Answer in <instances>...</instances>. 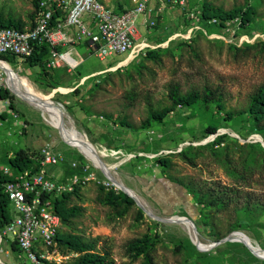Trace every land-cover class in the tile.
<instances>
[{
	"label": "rangeland",
	"instance_id": "374dc122",
	"mask_svg": "<svg viewBox=\"0 0 264 264\" xmlns=\"http://www.w3.org/2000/svg\"><path fill=\"white\" fill-rule=\"evenodd\" d=\"M100 1L116 11L132 8V0ZM168 1L154 0L155 9L149 19L156 25L141 30L144 39L154 47L152 50H157L155 58H137L129 65L122 61L119 67L126 55L102 61L82 43L77 49L83 62L73 73L59 77L63 85L54 90L37 83L40 67L29 68L26 60L13 56L9 65L26 79L25 82L19 79L25 87L36 88L63 106L73 120L71 124L74 122L85 136L90 152L96 156L87 141L94 145L99 160L114 167L115 177L139 195L146 210L162 219H193L199 242L205 247L198 246L206 250L216 243L214 234L224 239L234 233L230 230L238 221L236 213L221 212L212 230L202 223L204 208L195 204L193 197L176 181H215L264 193L261 161L264 131L260 133L256 124L243 114L252 96L264 88V0H184L195 13H200L205 3L224 11L252 6L256 16L247 29H241L239 21L225 28L208 21L193 23L182 7L164 6ZM33 2L0 0V17L30 25L36 12ZM99 70L98 76L79 80V73ZM0 73L5 80L0 85L10 91V83L12 88L15 113L29 126L22 135L15 130L14 119L7 113L9 104L0 100V111L9 115V121L0 130V165L7 167L9 154L21 148L35 153L40 161L43 150L49 147L59 159L58 165L48 166L55 180L70 178L76 169L83 174V167L88 166L95 180L82 185L78 195L68 202L69 207L80 209L72 219V226L85 239L99 238L98 250L108 251L115 264H142L144 258L134 256L129 249L132 243L146 236L151 240L150 253L156 264H264L247 244L240 242H251L259 256L264 257L259 249L264 250L263 220L251 223L249 231H236L238 241L202 252L183 224L158 221L136 203L108 205L105 202L108 191L119 196L128 194L115 187L108 175L83 155L74 139L49 122L31 96L10 81L3 70ZM174 87L181 94L198 92L204 96L209 90L215 91L224 109L218 111L215 105L204 103L192 107L178 105L162 122L153 120L152 111L172 105L169 94ZM227 114L232 115V120H227ZM121 121L128 126H122ZM209 125L218 127L217 134H207ZM218 137H223V143L211 147ZM162 157L169 160L166 168L158 163ZM228 159L238 168L250 170L252 177L248 183L235 181L229 175ZM61 231L71 230L62 226ZM13 241L11 235L4 238L0 259L5 264H31L24 253L6 255ZM215 258H220V262Z\"/></svg>",
	"mask_w": 264,
	"mask_h": 264
},
{
	"label": "built area",
	"instance_id": "2783aa9c",
	"mask_svg": "<svg viewBox=\"0 0 264 264\" xmlns=\"http://www.w3.org/2000/svg\"><path fill=\"white\" fill-rule=\"evenodd\" d=\"M153 2L132 0V8L117 12L100 0H40L33 28L20 30L0 26V56L27 60L33 56L36 47L46 45L50 48L47 68L53 70L67 64L71 70H75L83 62L82 57L70 61L68 51L59 48L70 45L74 48L84 43L102 61L126 55L119 62V67L122 61L129 65L137 58L145 57L148 50L154 49L147 41L140 40L142 20L146 27L156 25L155 21L149 19L155 9ZM166 5L180 6L193 23L201 22V12L190 11L184 0H169L167 4L164 3ZM237 21H230L226 25ZM208 22L216 24L218 20ZM0 81H5L1 73ZM5 102L9 104V101ZM10 113L14 119H19L14 110H10ZM22 128H26V125ZM58 164L57 155L48 147L43 150L39 171L18 172L14 180L4 186L10 200L12 221L0 231V249L4 238L11 235L31 264H63L77 256L64 254L57 241L62 220L55 208V198L72 193L86 182L95 180V174L88 172L89 167L86 166L82 169L83 174L74 173L67 180H55L47 175L45 169ZM73 168L76 169V163ZM4 172L12 173L8 167Z\"/></svg>",
	"mask_w": 264,
	"mask_h": 264
},
{
	"label": "trees",
	"instance_id": "16d2710c",
	"mask_svg": "<svg viewBox=\"0 0 264 264\" xmlns=\"http://www.w3.org/2000/svg\"><path fill=\"white\" fill-rule=\"evenodd\" d=\"M40 0H34V7L36 9L35 17H33L30 25H27L22 20H16L14 18L3 19L0 17V26L10 27L23 30L27 27L33 28L35 26V20L37 16L38 6ZM125 11V9L117 10V12ZM256 11L252 6L247 9L236 8L232 11H224L222 8H215L211 4H203L201 9V22L211 21L213 19L218 20V26L225 28L226 24L230 21L237 20L241 29H247L255 20ZM36 51L32 57L28 58L25 62L29 68L40 67L41 73L37 83L41 86L50 88L52 90L62 87L59 81V76L56 69L47 68V61L50 54V48L46 45L36 47ZM157 50H148L145 58L152 59L157 57ZM0 59L6 62H10V56H0ZM93 78V77H92ZM82 80V79H80ZM77 90V89H76ZM75 90V91H76ZM170 99L173 101L171 106H166L160 111H152L151 118L158 122H162L170 113L174 112L178 105L185 107H192L199 103L213 104L218 111L224 109L222 101L217 99L215 91H207L202 96L201 93L193 92L188 94H181L177 87L172 88ZM0 99L3 101H9V109L17 112L15 107V98L10 95V91L7 88L0 89ZM246 114L252 122L256 125L257 130L262 133L264 131V88L256 92L251 100L248 108L243 112ZM8 115H2L3 120H7ZM227 120H232V115L227 114ZM122 126H128L126 122L121 121ZM218 132V127L209 125L207 128L208 135H215ZM223 143V137H218L210 145L211 147L219 146ZM262 148L261 145H258ZM181 156L185 160L190 161L185 157V153ZM42 159V157H41ZM41 161V160H40ZM40 161L35 153L29 152L25 148L18 149L13 156L8 160V168L11 169V174H5L4 169L0 165V231H3L9 223L12 221L10 200L5 192V184L14 180L16 174L25 170L39 171L41 169ZM264 162V158H261ZM158 163L164 168L169 166V160L165 157L159 158ZM227 169L229 175L234 178L235 181L241 180L247 182L252 177V174L245 170L238 168L233 162L228 159ZM188 193L193 197L194 203L204 208L202 216L203 225L215 229L216 219L221 212L233 211L238 218L237 223L231 227L230 232L236 231H249L251 223L264 221V193H257L254 190H250L249 187L239 185H223L215 181L202 180L199 182L193 181H176ZM79 188L72 193L63 194L58 198H55V208L62 220V226L69 228L70 232L58 233L57 241L64 254H77V256L71 258L68 262L63 264H115L114 259L111 257L108 251H99L98 243L99 238L92 240L85 239L82 235L75 232V228L72 226V219L77 216V212L80 210L78 207H69L68 202L74 195H78ZM104 190V189H102ZM105 202L113 207L118 206L121 203L127 205H134L135 202L132 198L122 195H116L113 191H108L106 194ZM241 217L245 218L241 220ZM216 242L222 240V237L218 234L213 235ZM14 251H18L19 248L16 242L12 243ZM152 244L149 237H144L137 240L130 245L129 252L136 257L142 256L144 262L142 264H156L153 256L150 253ZM20 251V250H19ZM220 262V258H215ZM43 264H55L44 262Z\"/></svg>",
	"mask_w": 264,
	"mask_h": 264
},
{
	"label": "bare ground",
	"instance_id": "6f19581e",
	"mask_svg": "<svg viewBox=\"0 0 264 264\" xmlns=\"http://www.w3.org/2000/svg\"><path fill=\"white\" fill-rule=\"evenodd\" d=\"M0 68L8 73L10 81H12L14 84H16V86L19 89H21L25 94H27L28 96H31L34 103L39 106V109L47 116L49 122L55 128L65 132L67 135H69L72 139H74L77 142L78 146L80 147V149L83 152V155L87 159H89L94 164L95 167H97L98 169L103 171L105 174H107L108 177L111 179V181L117 182L116 185L122 191H124L128 195L136 197L138 202L140 203V205H142L144 208H146L145 204L139 198V195L115 177V175L113 174L114 167L108 166L107 164H105L104 162L99 160L94 154H92L90 152L89 148L87 147V145L85 143L84 138L73 129V125L70 122V120H72V119L70 116H68L66 114L63 107H61L57 103L50 100L46 93H43V92L37 90L36 88L25 87L20 81L23 80L25 82L26 79L21 78L20 75L18 73H16L7 63L0 61ZM19 79H20V81H19ZM7 82H8V79H7ZM26 82L29 83V81H26ZM8 85L10 86V83ZM152 218H154V216ZM173 219L178 220L179 218L175 217ZM182 224L184 226H186L191 231V233L193 235L194 242L197 245H199L200 247H205L204 245L201 244V242H199L198 236L195 235L192 223L190 224V223L186 222V223H182ZM238 234L239 233H237L236 235H238ZM240 242L247 244L251 249H253L255 251L251 242H248L246 240H243ZM256 255L260 259H264V257L259 256V254L257 252H256Z\"/></svg>",
	"mask_w": 264,
	"mask_h": 264
},
{
	"label": "crops",
	"instance_id": "0c3cea01",
	"mask_svg": "<svg viewBox=\"0 0 264 264\" xmlns=\"http://www.w3.org/2000/svg\"><path fill=\"white\" fill-rule=\"evenodd\" d=\"M132 6H133V4H132ZM125 10H127V9H130V8H124ZM146 28V26H145V24H144V21L142 20L141 21V24H140V40H144V41H146L145 39H144V32L142 31L141 32V30H144ZM59 50H61V51H68V56H69V59H70V61H74V60H77L78 59V57H81V55H80V53H79V51H78V49H77V47H72L71 45L70 46H66V47H60L59 48ZM80 66V65H79ZM78 66V67H79ZM73 71L74 70H71L70 68H69V66L67 65V64H63V66L61 67V68H58V69H56V72H57V74H58V76L59 77H61V78H63V76H68V74H71V73H73ZM101 72V70H99V71H94V72H90V73H88V74H84V75H82L81 73H79L80 74V78L81 79H83V80H85V79H87V78H92V77H96V76H98V74ZM80 80V79H79ZM63 83V81L61 82V85H63L62 84ZM28 84H32V83H28ZM1 100V99H0ZM2 101V100H1ZM3 103H5V101H3ZM7 113L13 118V116H12V114L10 113V109L8 108V110H7ZM2 115H5L3 112H1L0 111V130L1 129H3V126H4V122H6V121H9V115L7 116L8 117V119L5 121V120H3L2 119ZM14 119V118H13ZM14 124L16 125L15 126V130H17L19 133H21L22 132V134L27 130V129H29V126L27 125V122H25V121H23V120H20V118L19 119H17V120H15L14 119ZM23 125H26V128H22L23 127ZM12 127H10V130H13V128L11 129ZM14 130V131H15ZM10 155H12V153L11 154H9V159H10ZM46 172H47V175L48 176H50V177H52V178H55L54 177V174L53 173H51L49 170H48V167H46ZM74 173H78V171L76 170ZM74 173H72L71 175H73ZM60 177H62V175L60 176ZM71 177V176H70ZM68 178V177H67ZM66 178V179H67ZM65 179V180H66ZM60 180V179H59ZM60 181H63V180H60ZM14 242V241H13ZM13 242H11V244H10V248H11V250H6L5 251V253H6V255L7 256H10L11 255V252H19V253H21L19 250L18 251H14V249H13V247H12V243ZM1 260V259H0ZM1 264H5L2 260H1ZM16 264H26V262H18V263H16Z\"/></svg>",
	"mask_w": 264,
	"mask_h": 264
},
{
	"label": "water",
	"instance_id": "95a60500",
	"mask_svg": "<svg viewBox=\"0 0 264 264\" xmlns=\"http://www.w3.org/2000/svg\"><path fill=\"white\" fill-rule=\"evenodd\" d=\"M0 61L1 62H4V63H7V62H5V61H3V60H1L0 59ZM1 69V68H0ZM2 70V69H1ZM4 71V70H3ZM5 73H6V76H8V73L6 72V71H4ZM9 89H10V91H12V88L9 86ZM58 105H60L61 107H63L61 104H58ZM72 121V120H71ZM73 123V122H72ZM73 125V129L78 133V134H80L83 138L85 137L81 132H79L78 130H77V128L75 127V125H74V123L72 124ZM87 143L93 148V151H94V153L96 154V156H98V154H97V151L95 150V147H94V145L90 142V141H87ZM113 183V185L116 187V183L117 182H115V181H113L112 182ZM126 194V193H125ZM127 195V194H126ZM130 198H132L133 200H134V202L147 214V215H149V216H151V217H153L154 215H152V213L151 212H149L148 210H146L142 205H140V203L138 202V200H137V198L136 197H134V196H131V195H128ZM154 218L155 219H157L158 221H161V222H165V223H180V224H182V223H186V222H188V223H192V225H193V229H194V233H195V235L196 236H198V234H199V232H198V229H197V226L195 225V222H194V220L193 219H191V218H187V217H180L178 220H175V219H173V218H171V219H162V218H159V217H156V216H154ZM238 232H234V233H232L230 236H228V237H226V238H224V239H222V240H220V241H218V242H216V243H214L213 245H210L209 246V248L208 249H201L197 244H195L196 245V247L200 250V251H202V252H205V251H209L210 249H212V248H214V247H216V246H218V245H220V244H223V243H226V242H236V241H238V239L235 237V235L237 234ZM249 239V238H248ZM246 246V245H245ZM249 250H250V252L254 255V256H256V252L253 250V249H251L250 247H248V246H246ZM259 249L261 250V251H263L264 252V250L262 249V248H260L259 247ZM257 257V256H256ZM258 258V257H257ZM260 259V258H259ZM264 260V259H263Z\"/></svg>",
	"mask_w": 264,
	"mask_h": 264
}]
</instances>
